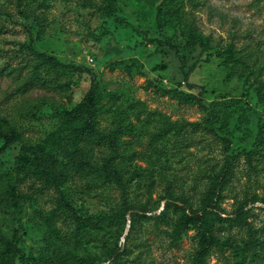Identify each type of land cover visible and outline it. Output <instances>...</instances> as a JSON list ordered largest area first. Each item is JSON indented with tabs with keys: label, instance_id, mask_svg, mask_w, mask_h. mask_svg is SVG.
I'll list each match as a JSON object with an SVG mask.
<instances>
[{
	"label": "rangeland",
	"instance_id": "1",
	"mask_svg": "<svg viewBox=\"0 0 264 264\" xmlns=\"http://www.w3.org/2000/svg\"><path fill=\"white\" fill-rule=\"evenodd\" d=\"M115 2L108 14L109 0H0V264H194L197 225L173 204L204 208L226 161L210 216L221 245L205 264H264V0H170L164 34L162 0ZM166 37L187 70L197 62L190 82L204 86L208 111L190 97L198 91L181 59L151 41ZM93 75L96 126L114 134L116 153L99 135L74 133L63 113ZM209 112L217 136L202 125ZM26 147L38 158L27 160ZM107 159L124 188L103 174ZM125 200L171 205L160 219L135 216L126 241ZM241 206L247 223L230 225ZM104 211L112 219L91 218Z\"/></svg>",
	"mask_w": 264,
	"mask_h": 264
},
{
	"label": "trees",
	"instance_id": "2",
	"mask_svg": "<svg viewBox=\"0 0 264 264\" xmlns=\"http://www.w3.org/2000/svg\"><path fill=\"white\" fill-rule=\"evenodd\" d=\"M116 0H109V4L107 6V13L113 14L117 10V4L115 2ZM170 0H162L161 3L157 6V17L156 21L158 24V29L161 34H164L165 29L169 26L174 25V16L175 14L169 7ZM152 42H157L160 46L167 48L173 52L181 59V70L184 75V81L187 84V87L189 90H197L198 94H190L191 98H196L199 106L207 110V105L204 102V99L202 98V94L205 91V88L203 85L196 84L190 82V75L196 68L197 62H195L188 70L186 67V63L184 62V59L182 58L181 51L179 47L173 42V40L169 37H166L163 39H151ZM188 42L191 46L196 45L197 43V37L193 32H190L188 35ZM200 44L202 46V52H204L208 48V42L206 40H201ZM40 56L45 57V54L38 53ZM49 60L53 61V57H49ZM83 71H88L86 68L80 67ZM98 83L96 76H92V85L89 91L86 93L85 97L73 108L64 110V115L69 123H71V129L74 133H76L79 136L94 134L99 135L100 138L104 141V143H107L110 145L113 149V152H117V141L112 133H102L96 126V115H97V108H98ZM208 111V110H207ZM212 113H208V116L205 118V120L202 122V125L204 126L205 130H207L209 133L217 136L215 130L212 127ZM75 122H78L77 125H74ZM29 155L26 158L27 160H30L32 158H38L37 152L35 149L31 147H26L24 149ZM228 161H226L224 170L220 175L217 176V180L213 185L212 188V196L208 200L206 206L200 210H194L188 205V203L181 198L179 203L173 204L174 207L183 215L185 220H182L184 224L188 223H194L197 225L198 229V249L195 255L194 264H205L206 258L210 254V251L214 246H220L221 242L216 237L214 225L210 222V216L216 212V210L220 209L219 204V196H220V189L222 186L224 173L226 171ZM103 174L110 179L111 181L115 182L116 184L122 186L124 188L123 178L118 170H116L110 159H107L105 162V166L103 169ZM64 202L66 206L68 207L69 211L71 212L72 216L77 221H82L83 218L79 216V214L75 211L74 207L72 205L67 204L66 200L64 199ZM181 202V203H180ZM170 202L166 201L163 210L160 211H149L148 208L145 207H137L129 205L128 202L125 200L122 203V213L121 216L124 218H127V215H130L131 223L130 227L127 232L126 241L128 240L129 235L134 231L135 227V216H146V217H153L160 219L164 216L166 213V210L170 207ZM187 210H191L190 212L192 215L187 214ZM220 211V210H219ZM218 212V211H217ZM250 209H247L245 206H241L237 209L234 216H232L229 221L230 225H241L245 224L248 221V216L250 214ZM150 214V215H149ZM218 218L222 220L221 213L218 212L217 214ZM113 215L110 213L104 211L99 213L98 215H95L91 218L93 219H112ZM175 234L178 235L180 233L179 229H175ZM126 252V246L118 247L116 250L110 253V260L111 262L118 261L123 254Z\"/></svg>",
	"mask_w": 264,
	"mask_h": 264
},
{
	"label": "water",
	"instance_id": "3",
	"mask_svg": "<svg viewBox=\"0 0 264 264\" xmlns=\"http://www.w3.org/2000/svg\"><path fill=\"white\" fill-rule=\"evenodd\" d=\"M129 227H130V225H129ZM129 227H128V229H129Z\"/></svg>",
	"mask_w": 264,
	"mask_h": 264
}]
</instances>
